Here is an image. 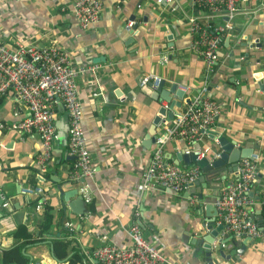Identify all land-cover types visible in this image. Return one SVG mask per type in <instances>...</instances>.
I'll return each mask as SVG.
<instances>
[{
	"label": "crops",
	"instance_id": "0c3cea01",
	"mask_svg": "<svg viewBox=\"0 0 264 264\" xmlns=\"http://www.w3.org/2000/svg\"><path fill=\"white\" fill-rule=\"evenodd\" d=\"M75 1L0 0L1 42L9 47H15L18 42L54 46L70 54L74 68L99 66L96 71L79 75L77 80L78 97L83 105L82 126L95 168L93 176L85 179L92 197L86 214L75 212L60 192L70 194L78 190L80 194L82 185L72 179L75 158L68 149L65 107L61 103L56 106V139L48 170L43 174L36 164L43 148L39 135H23L10 128L29 116V110L12 90L3 97L0 104V125L5 126L0 127V196L3 198L0 264H3V252L17 244L14 234L20 226L38 234L42 211L36 209L37 196L23 193L27 187L38 185L48 192L47 204L54 214V226L48 240L25 248L29 264H70L54 257L51 243V240L63 239L66 222L75 224L77 234L73 239L67 235L64 238L82 252L85 264H95L91 253L104 242L130 246L128 229L135 222L141 225L145 238L175 264H264V235L251 241L244 253L230 258L216 252L209 260L202 248L209 219L205 206L208 201L218 199L228 182L237 180V171L227 174L221 190L203 182L180 194L140 189L143 173L158 147L156 138L165 136L171 122L161 123L160 130H155L153 120L159 105L152 97L150 86L142 87L139 81L148 74L163 80L167 90L173 84L184 86V100L200 93L206 81V67L202 56L190 48L188 18L203 16V12L190 0L172 3L100 0V19L81 26L73 13ZM133 21L131 26L129 23ZM98 57L103 60L94 62ZM157 79L155 84L159 83ZM208 88L222 109L210 134L224 136L242 149L254 147V153L260 156L258 176L252 186L260 199L254 198L250 218L261 224L264 218L261 204L264 194V11L251 10L236 17L233 36L219 50ZM167 105L166 101L160 103L161 107ZM187 105L184 101L181 109ZM200 144L201 150L221 152L217 140H212L209 134ZM188 147L182 138L166 139L163 145L166 162L193 166V162L177 164V154L184 153ZM192 198L197 201L192 202ZM219 224L218 215L214 227ZM243 239L225 243V254L243 246Z\"/></svg>",
	"mask_w": 264,
	"mask_h": 264
},
{
	"label": "built area",
	"instance_id": "2783aa9c",
	"mask_svg": "<svg viewBox=\"0 0 264 264\" xmlns=\"http://www.w3.org/2000/svg\"><path fill=\"white\" fill-rule=\"evenodd\" d=\"M158 3H172L176 0H155ZM203 12L188 18L190 48L202 56L206 67L205 85L200 93L185 109H178L165 136L156 138L157 149L149 167L143 173L140 189L180 194L191 189L201 176L197 165L182 167L169 164L164 157L163 145L166 139L182 138L189 147L184 152L195 153L199 159L206 156L209 149L195 150L205 135L210 134L212 125L222 109L214 100L208 88V81L215 71L219 50L234 33V21L240 14L264 11V0H190ZM73 13L81 26L97 22L101 16L100 0H76ZM222 20L221 22L214 20ZM131 26L133 22L129 23ZM98 65H84L74 68L69 53L54 46H37L18 42L9 47L0 41V104L9 90H12L29 110V116L13 124V128L23 135H39L42 151L36 158L41 173H46L52 148L56 139V106L61 103L68 114V149L75 157L72 179L81 182L80 194L87 203L91 194L85 179L95 172L88 140L82 126L83 105L78 97V76L87 71H96ZM156 77L144 75L139 85L153 87ZM159 81V80H158ZM186 92V87L179 86ZM97 95V94H95ZM1 128L5 126L0 125ZM260 156L253 153L250 158L240 159L237 166V180L228 182L222 189L215 207L219 223L225 225L222 238L231 236L234 240L250 237L256 241L264 235V218L257 223L250 218L254 197L250 195L258 176ZM24 194L37 196L36 209L42 211L48 204V192L41 185L29 186ZM197 201V198L192 202ZM264 210V194L261 201ZM6 205V204H4ZM69 239L77 234L75 224L66 222ZM131 245L128 247L105 243L91 253L95 264H175L162 251L145 238L141 225L133 223L128 229ZM225 236V237H224ZM106 238V236H104ZM217 244L214 249H217ZM223 248L226 244L224 243Z\"/></svg>",
	"mask_w": 264,
	"mask_h": 264
},
{
	"label": "water",
	"instance_id": "95a60500",
	"mask_svg": "<svg viewBox=\"0 0 264 264\" xmlns=\"http://www.w3.org/2000/svg\"><path fill=\"white\" fill-rule=\"evenodd\" d=\"M228 42V41H227ZM103 57H98L94 60V62H101ZM159 80L156 87H153L150 83V89L152 91V97L154 100L157 101L159 108H158V115L155 116L153 120V124L155 126V130H160V124H166L168 122H172L174 119V115L177 113L178 109L182 108L183 102L190 103V99L184 100L185 91L182 90L178 84H173L172 87L167 90L164 88L163 84L164 81ZM261 87L263 88L262 84ZM166 101L168 103L167 106H160V103ZM154 137V136H153ZM209 137L212 140H217V144L221 149L220 153L214 152L210 150L205 157L199 159L197 154H187V153H179L177 154V164L181 161H185L187 163H194L201 169V176L199 180L196 182H203L206 185H209L211 188L221 190L222 182L227 177V174L232 171H237V166L242 158H250L251 155L254 153V147L248 148H240L236 147L235 144L226 139L224 136H219L216 134H209ZM202 145L200 143L195 144V150H201ZM75 158V157H73ZM74 191V192H73ZM70 194L69 193H62L64 196L65 201H69V205L71 208L79 213V214H86L89 211V204L85 201L81 194H78V190H73ZM77 195L76 199L70 201L72 197ZM251 196L256 198L257 200L260 199L259 196H255V192L250 193ZM202 199V197H199ZM217 201V200H216ZM215 200L208 201L205 206V211L209 219L206 221L205 231L207 233L203 236V243L202 248L204 250L205 255L209 260L212 259L214 253L218 252L222 257L227 256L230 258L232 255H239L245 252L246 246L251 242L250 237L244 236L243 239V246L239 249L232 250L229 255L225 254L223 244L227 243L233 237H226L222 238L220 236L221 232L224 230L225 225L219 224L216 227L215 222L218 216V210L215 207ZM3 204V198L0 196V206ZM203 230V229H202ZM217 243V249H214V245Z\"/></svg>",
	"mask_w": 264,
	"mask_h": 264
},
{
	"label": "trees",
	"instance_id": "16d2710c",
	"mask_svg": "<svg viewBox=\"0 0 264 264\" xmlns=\"http://www.w3.org/2000/svg\"><path fill=\"white\" fill-rule=\"evenodd\" d=\"M41 213L42 221L38 225V234L27 231L25 226H20L14 234L18 241L17 244L3 252V264H29V257L25 253L27 245L48 240L54 226V214L48 205ZM62 231L63 239L51 240L54 257L59 261H68L70 264H85L82 252L71 244V240L64 238L70 232L65 229Z\"/></svg>",
	"mask_w": 264,
	"mask_h": 264
}]
</instances>
